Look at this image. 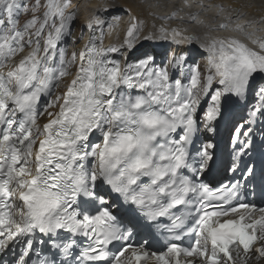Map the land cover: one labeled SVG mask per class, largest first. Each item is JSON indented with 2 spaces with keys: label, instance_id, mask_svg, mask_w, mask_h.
<instances>
[{
  "label": "snow or ice",
  "instance_id": "1",
  "mask_svg": "<svg viewBox=\"0 0 264 264\" xmlns=\"http://www.w3.org/2000/svg\"><path fill=\"white\" fill-rule=\"evenodd\" d=\"M69 6L49 0L43 23L37 28L34 18L21 29L17 17L23 5L0 0V250L8 241L22 242L26 248L20 264H28L25 257L31 259L29 251L37 243L47 246L49 255L31 264H180L181 255L221 264L223 258L233 259L232 245L248 251L257 225L264 231V216L255 224L245 223V215L222 219L250 206L211 203L232 201L240 185L237 181L213 189L200 179L215 164L216 145L197 134L201 128L214 134L228 102L247 104L257 80L264 82V40L257 51L235 37L211 38L201 45L208 54L206 74L194 66L189 87L170 78L166 67L150 66L151 57L136 66L135 76L128 71L132 65L122 71L110 56L119 48L105 49L97 43L101 37L94 36L79 54L74 78L56 95L76 60L75 53L68 60L58 48L73 19V14L65 15ZM53 16L59 26L53 21L44 37ZM104 23L96 15L88 27ZM141 26L134 18L126 32L129 49ZM219 27L227 29L225 24ZM237 31H243L242 26L237 25ZM161 32L167 39L165 30ZM181 35L172 30L174 38ZM183 40L191 42V37ZM26 48L31 51L9 66ZM169 62L182 67L187 56L174 55ZM134 88L142 91L133 95ZM201 93L210 102L199 118ZM255 94L258 103L233 128L230 142L238 146L234 160L248 154L251 125L264 119V83ZM42 97L46 100L41 108ZM53 108L56 111H49ZM45 113L48 120L41 126L38 120ZM228 171H238L235 163ZM246 172L253 174L251 168ZM117 205L122 215L113 211ZM178 206L189 209L187 214L174 213ZM161 217L172 221L169 232L185 229L191 218L188 231L197 237L195 246L172 243L159 254L133 246L136 223ZM85 241L87 247L74 255V248ZM110 245L119 248L112 252ZM255 251L264 256V248ZM125 253L130 255L122 259Z\"/></svg>",
  "mask_w": 264,
  "mask_h": 264
},
{
  "label": "bare ground",
  "instance_id": "2",
  "mask_svg": "<svg viewBox=\"0 0 264 264\" xmlns=\"http://www.w3.org/2000/svg\"><path fill=\"white\" fill-rule=\"evenodd\" d=\"M72 2L74 6L71 9L78 10L87 25V36L79 45L81 51L92 37H101L97 43H102L105 49L113 46L119 48L113 59H121L119 62L124 65L121 66L122 71L126 65H132L128 71L133 76L136 66L144 60L142 49L137 51L142 45L145 50L156 53L163 45L169 43L171 50L175 49V55L182 53L194 57L204 55L207 64L208 54L202 51L201 45L207 44L211 38L235 37L257 51L258 42L264 40V0H72ZM221 9L224 11L221 12ZM96 15L105 23L101 28L90 29L89 20ZM134 18L142 22V26L133 41V47L129 49L125 43L126 32ZM221 24L227 25V29H221L219 27ZM237 25L242 26L243 31H237ZM161 29L167 33V39L164 38L165 33L161 32ZM173 29L182 35L174 38ZM146 36L154 38L145 39ZM185 36L191 37V42L183 40ZM26 55L25 53L24 56ZM63 91L62 88L60 93ZM140 91L135 89L134 93L138 94Z\"/></svg>",
  "mask_w": 264,
  "mask_h": 264
},
{
  "label": "rangeland",
  "instance_id": "3",
  "mask_svg": "<svg viewBox=\"0 0 264 264\" xmlns=\"http://www.w3.org/2000/svg\"><path fill=\"white\" fill-rule=\"evenodd\" d=\"M59 2L61 4L67 2L70 5L66 10L65 15L73 14V19L68 23L67 29L65 30L66 34L63 36L62 41L64 44L67 45L69 51L77 50L79 48V45H81V43H83V41L86 37V34H87L86 23L83 22V18L81 16V14L79 12H77L78 10L73 11L71 9V7L74 6L73 5L74 3L72 2V0H59ZM19 3H21L23 5V7L20 9L19 15L17 17V22H20L19 28L22 29L25 26L26 23H24V22L28 17L36 15V14L41 16V14L44 12L43 16L40 19L41 23H43L46 8L48 9L49 0H19ZM27 8H29V10H33V12L29 13L28 11H26ZM53 21H55L57 26H59V23H60L59 18L56 16L50 17L48 20L47 30L44 31V37L47 36V33L51 30V25H52ZM108 29H109V25L107 26V30ZM33 39H35V37H33ZM43 40L44 39L42 38L40 43L43 42ZM166 48H168V49L166 50ZM160 50H162V54H163L164 50H166L167 53H166V55H162V54L159 55V53H156L155 54V63L152 66H154V67L159 66L158 68L166 67L169 74H170V78L174 77V79H180L183 85L189 86V87L191 86L192 68L194 66L198 65L201 73L206 74V65L207 64L205 63L206 58L204 55H202V56L198 55V56L194 57L193 55H188L187 53H182V54L187 56V62L184 63L182 65V67H177V66H174L173 64H171L169 62L170 59L175 55V54H173V51L171 50V45H169V43L165 44L160 48ZM71 59H72V56L70 57V60ZM76 66H78L77 55H76L75 63L70 67L71 73H73L75 71V69L77 68ZM182 76L185 77L184 81L182 79ZM262 83H264V82H261L259 80L256 87H254V89H253V96L255 98V104L258 103V99H257L255 93H256V91H258V88L261 86ZM199 99H200V97H199ZM49 111L54 112V111H56V109L55 108L49 109Z\"/></svg>",
  "mask_w": 264,
  "mask_h": 264
}]
</instances>
